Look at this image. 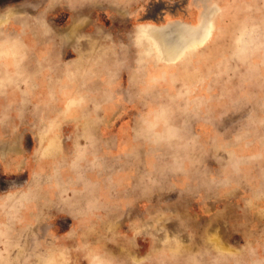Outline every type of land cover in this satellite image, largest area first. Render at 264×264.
<instances>
[{"label": "rangeland", "instance_id": "obj_1", "mask_svg": "<svg viewBox=\"0 0 264 264\" xmlns=\"http://www.w3.org/2000/svg\"><path fill=\"white\" fill-rule=\"evenodd\" d=\"M0 35L38 55L0 146L41 135L0 165V264H264V0H0Z\"/></svg>", "mask_w": 264, "mask_h": 264}, {"label": "crops", "instance_id": "obj_2", "mask_svg": "<svg viewBox=\"0 0 264 264\" xmlns=\"http://www.w3.org/2000/svg\"><path fill=\"white\" fill-rule=\"evenodd\" d=\"M22 43L27 45V47H25V50L27 52L23 53L25 54L24 56L23 54H20V56H18L17 53L14 51L13 47H10L9 45L22 44ZM32 50H33V45L32 42L28 40V38H23L21 36L8 37L6 35H0V76L5 77L6 75H16L18 74L17 73L18 69H21L25 64H28L29 67L30 66L32 67L34 64L36 65L38 60V55L34 51L36 49L33 50L34 52ZM4 81L5 79H3V82ZM22 90H23L22 88L20 90L18 87H16V85L15 86L12 85V87L9 88L2 87L0 85V91L14 93L13 96L11 97V101L14 99V102H11L13 104L18 103V101L14 98V96L16 97L17 96L16 93H19ZM23 91L29 92L30 101L31 103H33L34 100L32 97V92L34 91L35 93L36 90H33V88L29 87ZM29 121L32 123L31 117H29ZM1 130L2 128H0V145L2 144V142H5L8 139L6 137V134H4ZM28 131L31 134H33L31 136L34 140V145L29 150L28 156L24 158L26 160L25 165L23 163V159L21 158V155L20 156L17 155L16 153H14L15 151H8L6 144H4V146H0V165L2 166L4 172L18 174L23 170H29L30 173H33L34 170H37V164H38L37 156L41 151V148L38 144V137L41 135H38L37 131L33 129H28ZM110 135H112V133ZM10 139L11 138H9V140ZM25 189L26 187H23L18 190H11L10 192H8V190H5L6 192L0 197V200L3 198L0 201V204L5 203L9 196L20 194L21 192L25 191Z\"/></svg>", "mask_w": 264, "mask_h": 264}, {"label": "bare ground", "instance_id": "obj_3", "mask_svg": "<svg viewBox=\"0 0 264 264\" xmlns=\"http://www.w3.org/2000/svg\"><path fill=\"white\" fill-rule=\"evenodd\" d=\"M209 34V27H207L203 34H200L199 37H195L191 41L189 40L188 44H186L184 47H179L176 45V43H173L174 45L171 48L166 50L164 49V54L167 56L168 59H177L179 53L181 52V50H183L182 48H185L192 44L203 43L208 38ZM149 35H151L157 42H159L160 46L163 45L162 47H164L166 45L165 48L168 46V44L166 43L169 41L163 36V33H161L159 30L151 29Z\"/></svg>", "mask_w": 264, "mask_h": 264}]
</instances>
